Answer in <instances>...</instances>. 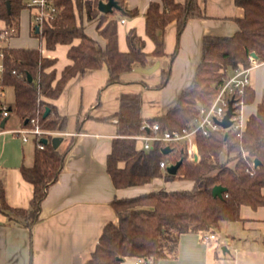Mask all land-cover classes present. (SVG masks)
<instances>
[{
    "label": "trees",
    "instance_id": "1",
    "mask_svg": "<svg viewBox=\"0 0 264 264\" xmlns=\"http://www.w3.org/2000/svg\"><path fill=\"white\" fill-rule=\"evenodd\" d=\"M101 0H53L59 10L54 18L39 22L36 31V15L32 14L31 34L44 40L47 49L57 44H69L67 64L58 77L57 58L43 54L41 47H16L3 44L9 36L20 31L24 0H0V20L6 29H13L2 38L5 29L0 28V121L2 112L9 111L23 127L39 126L53 131H64L68 118L60 114L51 99L57 98L71 78L84 75L106 65L109 70L107 85L121 82L122 75L135 65L147 66L154 57L165 52L166 27L172 21L177 24L178 42L171 54L174 59L179 50V38L188 21L205 18L204 8L198 0H153L146 12V32L155 42V49L144 50L145 40L135 29L127 35L129 49L122 51L118 45V17L116 12H101ZM123 14L135 16L136 9H128L124 0H116ZM243 14L234 19L239 29L232 35H207L203 40L200 63L191 84L182 90L176 103L166 112L144 117L141 111V94L124 92L120 95V107L112 117H117L118 137L114 138L108 155L107 169L116 187L143 185L157 177L193 181L190 189H159L138 195L115 198L112 202L117 214L116 222H109L86 264H122L127 257L141 258L145 263H157L178 255L183 233L217 234L221 223L241 218L242 205L257 208L264 205V101L258 104L246 127L218 129L210 135L198 134L196 146L199 158L189 157L187 142L167 144L155 142L150 149L138 147L136 136L152 132L150 126L158 122L159 131H181L199 115L201 105H210L219 85L230 74L251 65L250 54L264 59V0H235ZM97 20V30L106 39L100 41L86 31L83 16ZM75 39L79 42L74 43ZM29 75L32 80H29ZM171 77V66L162 71V80L155 87H164ZM14 89V102L5 104L4 93ZM255 89L247 86L236 99L244 104L255 99ZM49 112L45 115L46 108ZM28 121L26 122V120ZM71 144V143H70ZM69 144V145H70ZM169 147L170 151L164 150ZM54 148L52 143L44 148L37 145L34 163L22 165L23 177L34 185L30 207H13L6 198V189L0 179V211L10 218L22 217L24 224L32 227L40 220L41 206L48 189L54 183L65 162L66 153ZM228 156L222 159V154ZM236 156H232V153ZM235 159L234 164L228 161ZM261 161L253 165L254 159ZM182 160L176 174H170L160 163H176ZM215 185L226 188L222 196H214Z\"/></svg>",
    "mask_w": 264,
    "mask_h": 264
},
{
    "label": "crops",
    "instance_id": "2",
    "mask_svg": "<svg viewBox=\"0 0 264 264\" xmlns=\"http://www.w3.org/2000/svg\"><path fill=\"white\" fill-rule=\"evenodd\" d=\"M124 1L128 9H136L138 14L130 16L114 9L118 17L120 50L129 49L127 35L135 29L145 40L144 50L153 52L155 42L146 32V12L153 0ZM198 1L207 17L188 21L179 38V50L174 59L170 56L177 46L178 30L176 22L172 21L166 27L165 55L154 57L147 66L135 65L122 75L121 82L110 85H107L109 70L106 65L84 75H76L57 98L51 99L60 114L68 118L67 128L59 131L65 134L59 135L62 141L58 149L65 151L69 146L64 167L58 179L50 185L42 202L40 220L32 227L24 224V218L12 219L0 211V264H86L105 226L118 220L112 205L115 198L159 189L193 187L191 180L163 177L143 185L116 187L107 169V159L114 138L119 136L117 117L112 115L119 110L122 93L141 94V111L146 118L166 112L176 103L182 90L191 84L201 60L204 37L232 35L239 29L234 18L242 15L243 9L236 5L235 0ZM26 7L31 12V29L35 9ZM83 22L86 31L105 46L106 39L98 33L97 20L90 21L84 15ZM5 27V21L0 20V28ZM16 36H9L3 44L41 47L45 56L57 58L58 77L71 63L69 44H57L55 49H47L44 40L40 45L12 44ZM78 42L79 39L74 40V43ZM155 64L158 68L152 73L138 70ZM169 66L170 80L162 88L155 87L162 80V71ZM250 76L256 95L253 102L243 105L246 124L258 104L264 101V64L252 68ZM13 102L14 99L10 103L5 101V104L9 106ZM10 119L0 134V179L5 185L9 204L28 208L34 185L23 177L21 166L34 163L37 141L35 137L34 141L31 140L32 135L24 140V134L15 131L23 127L20 120L15 117L8 125ZM55 136L48 138L50 143ZM240 215L239 220L221 223L220 230L226 232L225 238L219 239L218 233L215 238L204 240L202 233H183L177 257L162 259L155 264H264V205L257 208L242 205ZM136 259L127 257L122 264H136Z\"/></svg>",
    "mask_w": 264,
    "mask_h": 264
},
{
    "label": "built area",
    "instance_id": "3",
    "mask_svg": "<svg viewBox=\"0 0 264 264\" xmlns=\"http://www.w3.org/2000/svg\"><path fill=\"white\" fill-rule=\"evenodd\" d=\"M27 5L38 9V13L35 18L36 22L54 18L59 10L53 0H30ZM11 32H13V29H5L1 34L2 38L8 37ZM250 60V66L234 70L230 76L219 85L218 92L213 102L210 105H201L198 117L181 131L171 132L169 130H163L160 132L158 122H154L151 126L148 123H144L142 128L151 127L152 132L140 133L136 136L137 140L141 142V147L144 149H150L155 142H163L167 144L187 142L189 157L194 159L196 153L194 143L198 134L201 133L203 135H210L215 130L225 129L221 125L220 121L225 117L231 99H233L234 106V114L231 117L233 124L231 127H240L243 130L246 127L242 113L244 103L236 98L244 93L247 86L252 84L250 76L251 69L264 64V59L258 60L252 54H250ZM1 69L2 66L0 65V71ZM9 114V111L5 108L2 112V118L9 116ZM4 129L5 127L3 128L0 126V134L4 132ZM15 131L24 134V140H28V135L34 136L37 141V145L40 148L45 147V143L42 141L44 138L65 134L64 132L43 129L39 126L22 127ZM169 164L170 163L165 161H161L160 163L163 168H167ZM215 237V233L206 234L204 236V240H209ZM135 263L144 264L145 262L143 259L137 258Z\"/></svg>",
    "mask_w": 264,
    "mask_h": 264
},
{
    "label": "water",
    "instance_id": "4",
    "mask_svg": "<svg viewBox=\"0 0 264 264\" xmlns=\"http://www.w3.org/2000/svg\"><path fill=\"white\" fill-rule=\"evenodd\" d=\"M119 4L116 0H101L99 2V5H98V8L101 12H104V13H108V12H113L114 9L116 8H119ZM36 31L38 32L40 30V26L39 25H36ZM253 56L256 57V53L253 52L252 53ZM158 68V64H155L153 66H150V67H146V68H138V70L144 72V73H152L154 72L156 69ZM29 80H32V77L29 75ZM49 112V107L46 108V112H45V115ZM234 114V106H233V99L230 100L229 102V106H228V109H227V113L225 115V117L220 121L221 125L223 126V128L227 129L229 127H231V125L233 124V120L231 119L232 115ZM8 120V117H4L0 123V126L1 127H5L6 125V122ZM28 121V119L26 120V122ZM45 144H47L49 142V139L48 138H44L42 140ZM62 141V136H55L53 139H52V144L54 146V148H58L60 142ZM170 149L169 147H167L164 152L167 153L169 152ZM198 153L196 152L195 153V160H198ZM182 163V160H179L177 161L176 163H170L166 170L168 173L170 174H176L177 171H178V168L179 166L181 165ZM254 164L255 166H259L261 164V161L258 159V158H255L254 159ZM226 190L225 187H223L222 185H215L212 189V192H213V195L214 196H222L223 195V192Z\"/></svg>",
    "mask_w": 264,
    "mask_h": 264
},
{
    "label": "rangeland",
    "instance_id": "5",
    "mask_svg": "<svg viewBox=\"0 0 264 264\" xmlns=\"http://www.w3.org/2000/svg\"><path fill=\"white\" fill-rule=\"evenodd\" d=\"M24 1H25L26 4H29V1L30 0H24ZM30 16H31V12H30L29 8L26 7L23 10L22 14H21V26H20L19 35L16 36L14 39H12V41H11L12 44L17 43V44H22V45H40V43L43 42V41H41V39L39 37H36V36H34V35L31 34V32H30V30H31L30 29L31 17ZM36 25H39V22H36ZM5 29H6V27H5ZM4 95H5L4 96V100L6 102H8V103L12 102L13 99H14V89H13V87H8L6 89V92L4 93ZM13 119H15V116L14 115L11 116V119H10L8 125H10V123H11V121H13ZM30 137H31V140L34 141V136L33 137L30 136ZM138 145H141V143L138 142ZM194 147L196 149V152L198 153V149H197V146H196V141L194 143ZM231 155L234 157V156H236V153L234 152ZM227 156L228 155L224 152L222 154V159L225 160L227 158ZM228 162H229V164H234L235 159L233 158V159H231ZM218 233H219V236H220L219 239L226 237L225 236L226 235L225 234L226 232L224 230H220ZM213 241H215V240H212V242Z\"/></svg>",
    "mask_w": 264,
    "mask_h": 264
}]
</instances>
